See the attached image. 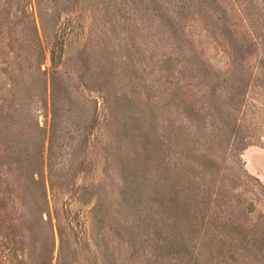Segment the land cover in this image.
<instances>
[{"label": "rangeland", "instance_id": "obj_1", "mask_svg": "<svg viewBox=\"0 0 264 264\" xmlns=\"http://www.w3.org/2000/svg\"><path fill=\"white\" fill-rule=\"evenodd\" d=\"M0 264H264V0H0Z\"/></svg>", "mask_w": 264, "mask_h": 264}]
</instances>
